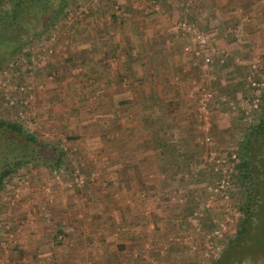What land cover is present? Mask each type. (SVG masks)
Returning <instances> with one entry per match:
<instances>
[{
	"label": "rangeland",
	"instance_id": "obj_1",
	"mask_svg": "<svg viewBox=\"0 0 264 264\" xmlns=\"http://www.w3.org/2000/svg\"><path fill=\"white\" fill-rule=\"evenodd\" d=\"M1 1L7 5V0ZM232 1L239 19L242 17L244 21H249L255 16L260 23L262 31L257 39L259 41L254 43L259 50H255L254 44L242 40L240 21H228L218 33H210L204 27L194 25L196 31L207 35L209 42L216 47L217 53L212 57L214 63L207 69L203 66L195 39L183 33L176 24L178 34L186 35L190 40L184 46L191 53V66L183 72V76L191 87L183 93L178 105L152 107L153 120L150 119L148 124L151 128L157 125L162 127L161 137L166 151L157 155L156 169L146 170L145 176L141 175L145 171H135L139 179L136 186L129 185L126 180V169L113 167L122 161L120 155L94 153L81 156L74 149L69 152L72 149V136L60 135L49 114L58 115L59 111H63L60 100L52 97L56 105L48 108V113L41 111L43 106L37 109L38 101L36 103L35 100L38 91H48L45 88L47 84L57 82L72 85L75 82L79 69L75 65L76 56L73 59L72 52L75 50L71 52L70 48L75 46L73 41L76 37L85 32L73 31L80 19L97 15L100 18L95 22L97 29L92 33L90 31L95 23L89 28L84 27L90 39L100 35L103 38L101 41H105L112 36V30L117 32V27L114 29L111 26V9L120 12L119 8H113L117 4L115 0L71 1L64 10L65 14L54 22L58 25L55 50L42 67L30 70L27 66L17 65L12 68L8 62L40 42L50 33L53 24L40 41L25 45L19 53L0 63V119L19 122L45 145L42 157L35 150V155L39 156L34 157V162L21 166L3 181L0 190V264H74L73 260H63L70 254H74L73 258L78 259V264H109L108 261L111 264H213L220 254L225 255L229 251L220 264H264V238L257 244L248 241L241 248L239 244L231 249L227 247L241 219L235 205L241 199L236 177L239 142L260 115L261 93L264 91V0ZM216 35H221L229 50L220 48ZM63 46H66L65 49ZM220 58L223 61L219 62ZM234 58L238 59L237 62ZM85 60L82 59L80 63L82 66ZM117 60L105 49L95 63L112 71L115 67L118 71L123 62L120 61L118 65ZM88 64L84 70H87ZM248 76L261 84L250 86ZM84 78L91 81L92 77ZM19 86H22V90L16 94V103L9 105L6 96L13 87ZM204 93L210 96H206L205 106L201 109L199 101L204 99ZM24 99L27 101L25 106L20 103ZM21 107L26 111V118H15ZM155 112L162 114L156 117ZM262 140L263 143L260 142L254 152L261 154L257 160L259 172L264 176ZM51 147L63 153L60 163L54 168L40 164L43 158L53 159ZM91 163H98V166L87 168L96 165ZM108 165L111 168L108 169ZM79 175L84 178L83 184L76 186L73 181ZM141 176L144 178H139ZM95 178L101 189L115 187V191H111L116 193L118 206L123 208L120 213L131 218L127 223L132 230L124 228V232L114 234L116 230L111 229V248L107 243L108 249L100 251L107 263H93L85 257L83 250L63 248L65 237H59L52 218L46 212L48 203L45 201H49L50 197L58 195L63 189L79 194L88 190ZM119 178L123 190L113 186L114 179ZM144 179L149 182H143ZM123 191L132 192L131 195H124ZM81 218L76 216V219ZM86 228L88 232V226ZM54 235H57L59 243L54 241ZM129 235L132 238L130 243L127 239ZM79 238L84 242L83 237Z\"/></svg>",
	"mask_w": 264,
	"mask_h": 264
},
{
	"label": "crops",
	"instance_id": "obj_2",
	"mask_svg": "<svg viewBox=\"0 0 264 264\" xmlns=\"http://www.w3.org/2000/svg\"><path fill=\"white\" fill-rule=\"evenodd\" d=\"M115 2L117 4L113 8H119L120 12L111 9V26L113 25L114 29L117 27V32L112 30V36L105 41H101L103 38L100 35L90 39L84 27L93 26L100 18H97V15L80 19L73 31L85 32L76 37L73 41L75 46L70 48L71 52L73 49L76 51L72 53L73 59L76 56L75 65L79 69V74L75 75V82L73 81L72 85L57 82L47 84L45 88L48 91L46 93L38 91L35 100L36 103L38 101L37 109L40 110L43 106L41 111L46 113L48 108H54L56 105L52 97L60 100L59 105H63V111H59L58 115H53L52 112L49 114L53 126L58 129L60 135L64 133L72 136V149L69 152H73L74 149L81 156L94 153L120 155L122 161H117L113 167L126 169V180L129 185L136 186L138 178L135 171L138 170L139 173L145 171L141 173L145 176L146 170L157 166V155H162L166 151L162 143L160 129L162 127L157 125L151 128L148 124L150 119L153 120L152 107L178 105L183 93L191 87L183 76V72L191 66L189 60L191 53H188L184 46L190 40L187 34H178L177 22L187 21L197 27H204L210 33H218L220 27L228 21L230 23L240 21L243 28L240 29L241 38L250 45L259 41L257 39L262 28H259L261 25L255 16L249 21H244L242 17L239 19L235 14L236 7L232 0H115ZM95 26L96 23L91 33L97 29ZM220 37L221 35L217 37L218 40L216 39L220 48L229 50L230 47L225 45ZM254 45L255 50H259V47ZM65 47L63 46L64 49ZM105 49L116 56L118 65L120 61L123 62L121 69L117 71L113 67L112 71L111 68L99 67V64L95 63ZM82 59H86L83 66L80 64ZM86 64L87 70H84ZM84 76L92 77L91 81L85 80ZM161 114L155 112L156 117ZM167 120L173 122L171 118ZM93 166H98V163L87 168ZM107 167L109 169L111 165ZM143 182L149 181L144 179ZM90 183L89 189L79 194H72L63 189L64 191L61 190L58 195L50 197L49 201H45L48 203L46 212L52 218L59 237H65L63 248L74 247L71 251L83 250L86 252L85 257L93 263H103L105 257L100 251L108 249L107 243L111 248L113 233L111 229L116 230L114 234L124 232V228L132 230L127 223L131 218H127L123 212L120 213L123 208L118 206L115 187L101 189L97 185V178L94 181L92 179ZM121 183L120 178L114 179L113 186L123 190ZM130 192L132 191H123V194L129 195ZM129 206L132 208L131 204ZM76 216L82 218L76 219ZM83 218L89 219L88 222ZM86 226L89 228L88 232ZM79 237H83L84 242ZM127 239L130 243L131 235ZM71 255H66V259L63 260H73L74 264H78L76 261L78 259L73 258L74 254L72 257ZM108 262L111 264V261Z\"/></svg>",
	"mask_w": 264,
	"mask_h": 264
},
{
	"label": "trees",
	"instance_id": "obj_3",
	"mask_svg": "<svg viewBox=\"0 0 264 264\" xmlns=\"http://www.w3.org/2000/svg\"><path fill=\"white\" fill-rule=\"evenodd\" d=\"M71 1L74 0H7L5 5L0 0V63L19 53L25 45L40 41L48 27L65 14ZM261 96L260 115L239 142L236 177L241 199L235 205L241 219L229 240V249L237 244L241 248L248 241L257 244L264 238V176L259 172L257 160L261 154L254 152L264 139V91ZM44 147V143L21 124L0 119V190L7 176L34 162V157H42ZM35 150L39 155H35ZM51 151L53 159L43 158L40 164L54 168L63 153L56 147H51ZM56 236H53L54 241L59 243ZM225 255L220 254L213 264H220Z\"/></svg>",
	"mask_w": 264,
	"mask_h": 264
},
{
	"label": "built area",
	"instance_id": "obj_4",
	"mask_svg": "<svg viewBox=\"0 0 264 264\" xmlns=\"http://www.w3.org/2000/svg\"><path fill=\"white\" fill-rule=\"evenodd\" d=\"M67 18L69 19V17ZM57 26H58L57 24H53L51 27L50 33L46 34L40 42H37L36 44H34V46H31L28 49H26V51L22 52V54H20L18 57L11 58V60L8 62V66L12 68L17 65H20L23 67L27 66L28 69L35 70L36 67H39V66L42 67L43 65H45L55 50V44L57 40V33H56ZM177 27L183 33H186L195 39L196 44L199 48L198 52L200 53L203 66L205 68L207 67V69H210L214 63V60L212 59V57L217 52H216V47H214V45H212L209 42L207 35L199 32L198 30L196 31L194 25L187 21L178 22ZM216 57H218V55ZM237 60H238L237 58H234L235 62H237ZM221 61H223V59L220 58L219 62ZM247 78L249 80L248 82L250 86H257L261 84V83L254 81L249 76ZM21 90H22V86H19L17 88L16 87L12 88V92L6 96V100L9 105H13L14 103H16L15 102L16 94H19ZM206 96L209 97L210 95L208 93H204L203 94L204 99H201L199 101L201 109H203L205 106L204 100H207ZM254 100H257V99H254ZM254 100H252L253 107L256 106ZM20 103L21 105L25 106L27 104V101L24 99V100H21ZM25 113H26L25 109L21 107V109L16 112L15 118L17 117L19 119L26 118L24 117ZM245 118H248V117L245 116ZM83 179L84 178H82V176L79 175V176H76L73 182L76 186H81L83 184Z\"/></svg>",
	"mask_w": 264,
	"mask_h": 264
}]
</instances>
